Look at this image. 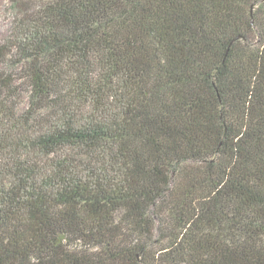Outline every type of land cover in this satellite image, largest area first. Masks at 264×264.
I'll list each match as a JSON object with an SVG mask.
<instances>
[{
	"label": "trees",
	"instance_id": "trees-1",
	"mask_svg": "<svg viewBox=\"0 0 264 264\" xmlns=\"http://www.w3.org/2000/svg\"><path fill=\"white\" fill-rule=\"evenodd\" d=\"M10 2L0 264H264V0Z\"/></svg>",
	"mask_w": 264,
	"mask_h": 264
},
{
	"label": "rangeland",
	"instance_id": "rangeland-1",
	"mask_svg": "<svg viewBox=\"0 0 264 264\" xmlns=\"http://www.w3.org/2000/svg\"><path fill=\"white\" fill-rule=\"evenodd\" d=\"M15 14L10 0H0V38H3L8 30L11 23V20ZM22 94L21 104L24 106L26 104V95Z\"/></svg>",
	"mask_w": 264,
	"mask_h": 264
}]
</instances>
